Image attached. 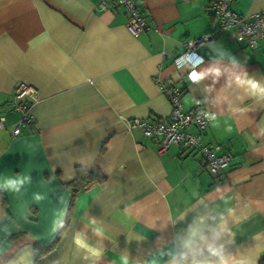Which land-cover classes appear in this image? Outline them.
Here are the masks:
<instances>
[{
  "label": "crops",
  "instance_id": "crops-1",
  "mask_svg": "<svg viewBox=\"0 0 264 264\" xmlns=\"http://www.w3.org/2000/svg\"><path fill=\"white\" fill-rule=\"evenodd\" d=\"M134 2L146 24L137 37L122 8L101 11L99 0H0V172L31 180L20 193L0 190V264H92L73 243L78 232L103 248L96 264L122 256L129 264H210L211 247L251 264L264 256V102L234 83L242 72L264 78V41L251 48L216 30L210 0ZM230 8L264 12V0H231ZM201 36L209 37L196 50L202 62L177 70L182 41ZM210 67L221 75L188 79ZM156 80L181 83L183 110L216 117L201 142L230 156L219 175L196 150L170 144L158 154V138L127 127L133 118L168 121ZM21 82L34 90L33 120L13 135L20 113L10 103ZM77 166L105 180L78 191L67 213L65 183Z\"/></svg>",
  "mask_w": 264,
  "mask_h": 264
},
{
  "label": "built area",
  "instance_id": "built-area-1",
  "mask_svg": "<svg viewBox=\"0 0 264 264\" xmlns=\"http://www.w3.org/2000/svg\"><path fill=\"white\" fill-rule=\"evenodd\" d=\"M231 0H210L211 16L216 20V30L228 31L237 42L254 48L259 41H264V12L251 15L238 14L230 8ZM101 11L122 8L126 16V25L132 36L137 37L145 28V19L137 8L134 0H99ZM209 40L208 36L188 37L182 41L183 52L174 58L176 69L183 67L195 68L196 60L202 57L197 53ZM193 53L195 55H193ZM166 56L165 53L162 54ZM160 90L170 105L167 122L162 120L147 121L133 118L126 121L128 128H139L148 138H158L157 153H164L170 144L182 146L185 150H196L205 163L206 169L212 175H219L230 163V156L218 154L219 146L203 145L201 138L210 121L211 113L202 107L194 110H183L181 94L183 88L179 81L156 80ZM35 97L34 90L26 83H19L13 89L11 108L20 113V119L12 129L17 135L20 127L32 122L30 105ZM3 128L0 123V129Z\"/></svg>",
  "mask_w": 264,
  "mask_h": 264
},
{
  "label": "clouds",
  "instance_id": "clouds-1",
  "mask_svg": "<svg viewBox=\"0 0 264 264\" xmlns=\"http://www.w3.org/2000/svg\"><path fill=\"white\" fill-rule=\"evenodd\" d=\"M209 75L219 77L221 75V70L218 67H210L206 71L196 73L194 76L189 75L188 79L190 81L199 82ZM234 83L242 90L243 96L249 97L257 102H264V78L256 79L254 76H250L247 72H242L235 75ZM209 119L215 121L216 117L209 116ZM30 182V174L27 172H21L19 174H15L11 171L0 172V190H5L10 193H20L23 187ZM46 197L47 191L44 190L43 194H38L35 198L37 201H40ZM89 223L93 227V231L97 236H105L104 230L96 225L95 220H91ZM73 243L78 249L85 252V260L94 258L92 260V264H96V262L99 261L103 255V248L90 245L79 232L76 233ZM5 250L6 247L0 249V253ZM210 253L211 255L217 257V260L210 262V264H251V261L243 255H225L222 248L211 247ZM120 264H129L127 256H122L120 258Z\"/></svg>",
  "mask_w": 264,
  "mask_h": 264
},
{
  "label": "trees",
  "instance_id": "trees-1",
  "mask_svg": "<svg viewBox=\"0 0 264 264\" xmlns=\"http://www.w3.org/2000/svg\"><path fill=\"white\" fill-rule=\"evenodd\" d=\"M105 180V177L97 168L84 169L81 167H75L74 178L69 182L65 183V187L70 193L69 205L67 208V213L70 211L71 204L73 202L75 194L83 189L90 187L94 183H101ZM5 198L0 192V201L4 202ZM64 227V226H63ZM57 239V238H56ZM56 239L50 244L46 245L44 251L50 250L55 243ZM43 251V252H44ZM258 264H264V256L258 260Z\"/></svg>",
  "mask_w": 264,
  "mask_h": 264
},
{
  "label": "snow or ice",
  "instance_id": "snow-or-ice-1",
  "mask_svg": "<svg viewBox=\"0 0 264 264\" xmlns=\"http://www.w3.org/2000/svg\"><path fill=\"white\" fill-rule=\"evenodd\" d=\"M193 55L195 54L193 53ZM201 62H202L201 58L196 60L197 64H200ZM194 75L195 74H193V76ZM5 247H7V231L3 226H0V249L5 248Z\"/></svg>",
  "mask_w": 264,
  "mask_h": 264
}]
</instances>
